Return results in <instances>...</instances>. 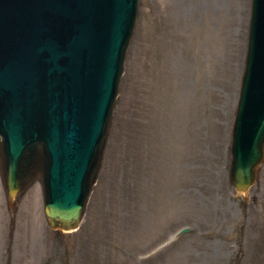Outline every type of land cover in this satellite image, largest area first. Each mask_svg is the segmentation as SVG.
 Instances as JSON below:
<instances>
[{
	"label": "rangeland",
	"instance_id": "obj_1",
	"mask_svg": "<svg viewBox=\"0 0 264 264\" xmlns=\"http://www.w3.org/2000/svg\"><path fill=\"white\" fill-rule=\"evenodd\" d=\"M249 12L250 0H139L80 227L47 225L38 179L11 209L0 176V264H264V161L245 196L228 180Z\"/></svg>",
	"mask_w": 264,
	"mask_h": 264
},
{
	"label": "water",
	"instance_id": "obj_2",
	"mask_svg": "<svg viewBox=\"0 0 264 264\" xmlns=\"http://www.w3.org/2000/svg\"><path fill=\"white\" fill-rule=\"evenodd\" d=\"M3 1L0 0V39L7 46L0 52L3 60L0 63V131L5 134L0 144V160L7 189L10 194L22 190L39 176L43 183V210L49 225L72 229L77 226L98 171L107 129L103 104L131 32L135 2ZM52 13V19L45 26L44 21ZM37 42L44 43L45 48L40 49ZM34 49H37L36 57ZM245 64L232 130L230 179L237 191L246 190L252 183L264 156V0L252 2ZM44 69L50 70L49 87L69 77L80 78L82 74V107L72 115L75 122L56 123V112L51 113L52 131L48 129L49 122L43 125L48 145L39 132L26 135L32 122L37 121L29 111L31 100L42 107L55 104L44 94L40 97L28 91L29 88L34 91L38 83L44 88ZM94 77L100 80L101 88L105 86V97L101 95L99 107L87 101ZM75 104L73 101L66 112ZM64 107L60 105V109ZM248 113L255 118L246 117ZM47 146L55 149L53 156L49 151L48 155Z\"/></svg>",
	"mask_w": 264,
	"mask_h": 264
}]
</instances>
